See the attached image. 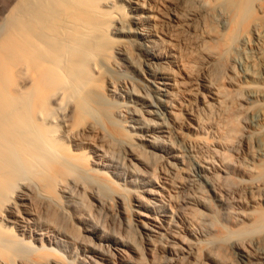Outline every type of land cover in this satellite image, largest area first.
I'll return each instance as SVG.
<instances>
[{
  "label": "bare ground",
  "instance_id": "1",
  "mask_svg": "<svg viewBox=\"0 0 264 264\" xmlns=\"http://www.w3.org/2000/svg\"><path fill=\"white\" fill-rule=\"evenodd\" d=\"M2 3L0 264H264V0Z\"/></svg>",
  "mask_w": 264,
  "mask_h": 264
},
{
  "label": "rangeland",
  "instance_id": "2",
  "mask_svg": "<svg viewBox=\"0 0 264 264\" xmlns=\"http://www.w3.org/2000/svg\"><path fill=\"white\" fill-rule=\"evenodd\" d=\"M4 0H0V9L4 6V3H2ZM2 3V4H1Z\"/></svg>",
  "mask_w": 264,
  "mask_h": 264
}]
</instances>
